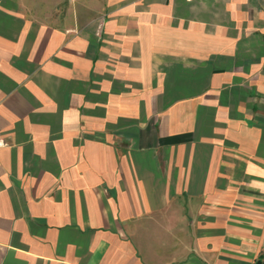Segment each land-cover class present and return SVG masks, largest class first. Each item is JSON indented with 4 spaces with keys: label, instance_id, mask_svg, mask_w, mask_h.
Listing matches in <instances>:
<instances>
[{
    "label": "crops",
    "instance_id": "0c3cea01",
    "mask_svg": "<svg viewBox=\"0 0 264 264\" xmlns=\"http://www.w3.org/2000/svg\"><path fill=\"white\" fill-rule=\"evenodd\" d=\"M263 259L264 0H0V264Z\"/></svg>",
    "mask_w": 264,
    "mask_h": 264
},
{
    "label": "trees",
    "instance_id": "16d2710c",
    "mask_svg": "<svg viewBox=\"0 0 264 264\" xmlns=\"http://www.w3.org/2000/svg\"><path fill=\"white\" fill-rule=\"evenodd\" d=\"M256 264H264V259H263V260H260V261H258Z\"/></svg>",
    "mask_w": 264,
    "mask_h": 264
},
{
    "label": "rangeland",
    "instance_id": "374dc122",
    "mask_svg": "<svg viewBox=\"0 0 264 264\" xmlns=\"http://www.w3.org/2000/svg\"><path fill=\"white\" fill-rule=\"evenodd\" d=\"M46 7V6H45Z\"/></svg>",
    "mask_w": 264,
    "mask_h": 264
}]
</instances>
